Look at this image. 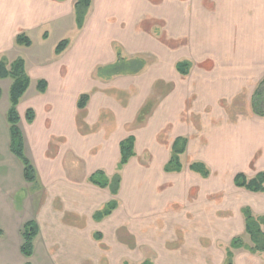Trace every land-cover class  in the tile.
<instances>
[{
	"label": "crops",
	"instance_id": "obj_1",
	"mask_svg": "<svg viewBox=\"0 0 264 264\" xmlns=\"http://www.w3.org/2000/svg\"><path fill=\"white\" fill-rule=\"evenodd\" d=\"M13 1L20 30L0 27V52L15 48L13 62L23 59L31 80L18 113L39 185L25 181L10 125L0 124V208L1 195L9 204L32 185L27 223H37L34 242L58 264H226L230 249L234 264H264V252L231 248L236 238L252 243L246 210L264 216V192L235 184L238 174L264 173V117L253 108L264 80V0H93L82 29L78 0ZM40 21L55 30H35ZM20 33L32 47L16 46ZM117 53L143 66L111 76L105 69ZM184 61L188 76L177 70ZM84 94L90 99L80 109ZM129 137L136 155L120 171L114 197L89 178L100 170L113 178ZM178 138L187 140L183 169L167 173ZM78 161L90 164L87 175L70 173ZM194 163L209 175L190 170ZM113 200V213L96 220Z\"/></svg>",
	"mask_w": 264,
	"mask_h": 264
},
{
	"label": "trees",
	"instance_id": "obj_2",
	"mask_svg": "<svg viewBox=\"0 0 264 264\" xmlns=\"http://www.w3.org/2000/svg\"><path fill=\"white\" fill-rule=\"evenodd\" d=\"M93 0H78L75 4L76 23L78 29H82L85 23L86 16L91 8ZM47 39V34L44 35ZM16 46L30 48L33 45L32 40L26 33H20L15 39ZM70 45V40L65 39L61 41L56 49L55 54L61 55L66 51ZM142 67V66H140ZM177 70L182 76H188L191 70V63L188 61L180 62L177 64ZM12 79L13 84L10 89V109L8 112V123L10 125V137L11 144L10 150L22 163L24 167V179L27 183L37 187L39 185V176L32 161L27 157L25 152V140L22 130L19 126L20 116L18 113V107L21 99L24 97L30 86V77L26 72L25 61L23 59H17L12 64H8L7 60L0 61V79ZM38 90L41 93H45L47 90V84L44 81L38 83ZM2 92L0 89V98ZM90 96L84 94L80 97L78 107L85 109L88 105ZM254 112L264 117V80L258 86L253 98ZM35 112L30 109L26 113L28 123H33L35 120ZM121 159L118 165L119 171H121L130 160L136 155L135 152V139L129 137L121 142ZM187 140L184 138H178L172 149V157L170 162L166 165L165 171L167 173L180 172L183 169L181 156L186 152ZM190 170L201 173L204 176L209 175V170L202 163H194L190 165ZM89 182L95 186L103 189L109 188L114 197L118 195L121 185V174L117 173L113 178H109L104 171L95 172L90 178ZM235 184L239 188H244L248 191L259 193L264 192V173L258 174L255 178L249 179L244 174H238L235 178ZM118 207L117 200L110 202L103 210L95 215L96 220H102L103 218L111 215L113 211ZM246 215V231L251 237V245L244 244L243 239L236 238L231 245L232 249L245 248L251 254L255 255L264 252V232L262 227L264 226V216L255 217L250 211H245ZM4 234L0 227V236ZM39 234V227L36 222L30 221L24 225L22 236L24 243L21 247L22 254L31 258L34 255V241ZM233 253L231 249L227 253L226 264H234ZM143 264H152L151 261H146Z\"/></svg>",
	"mask_w": 264,
	"mask_h": 264
},
{
	"label": "rangeland",
	"instance_id": "obj_3",
	"mask_svg": "<svg viewBox=\"0 0 264 264\" xmlns=\"http://www.w3.org/2000/svg\"><path fill=\"white\" fill-rule=\"evenodd\" d=\"M32 20L33 19H29L30 22ZM1 26H6V29L9 30H20L19 20L14 14L13 0H0V27ZM35 30H55V25L40 21L37 23ZM73 34L74 33L68 34L69 36H67L66 39L71 40ZM33 37L35 40L37 39L36 34H33ZM55 39L56 37L52 42H54ZM16 53H18V51H16L15 48L10 46L6 47L4 51L0 52V61L5 59L8 61V64H12L16 57ZM117 55L118 62L109 64L105 69V71L111 76L118 73H127L128 71L137 70L140 66H143L140 58L134 59L129 55L127 56L126 54L121 53H117ZM12 81L13 80L10 78L5 80L0 79V89L3 95L0 100V124L6 126V129L9 126L7 122V112L10 107V89L13 83ZM4 131L5 129L2 128L1 132ZM182 160L184 165H187L189 162L188 157H184ZM18 162L21 167V162ZM73 164H71L73 168L70 169L71 174L76 173L80 176L87 175L90 169V164L87 163V161L73 162ZM14 170L16 171V168ZM117 173H120L118 167L116 170V174ZM32 192V185L21 187L18 192H16V195L12 196V202L9 204H7L6 199H9L10 196L1 195L3 208H0V223L2 225V227L1 225L0 227L2 230L4 229L6 231V235L0 236V264H58L56 259L47 256L48 252L46 251V248L43 243L39 241L37 243L34 242V255L31 258L25 257L21 252L24 239L22 232H19V228L23 229L27 221L32 219L35 211V207L33 208L29 201L25 202L24 200L26 197H29ZM50 253L53 254L52 252Z\"/></svg>",
	"mask_w": 264,
	"mask_h": 264
}]
</instances>
